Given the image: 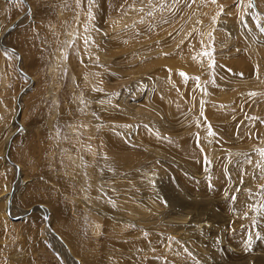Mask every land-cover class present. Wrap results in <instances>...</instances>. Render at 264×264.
<instances>
[{
    "label": "rangeland",
    "instance_id": "1",
    "mask_svg": "<svg viewBox=\"0 0 264 264\" xmlns=\"http://www.w3.org/2000/svg\"><path fill=\"white\" fill-rule=\"evenodd\" d=\"M24 1L0 0V264H264V0Z\"/></svg>",
    "mask_w": 264,
    "mask_h": 264
},
{
    "label": "bare ground",
    "instance_id": "2",
    "mask_svg": "<svg viewBox=\"0 0 264 264\" xmlns=\"http://www.w3.org/2000/svg\"><path fill=\"white\" fill-rule=\"evenodd\" d=\"M24 1V0H23ZM25 2V1H24ZM25 4H26V6H28V3H26L25 2ZM20 17H18L11 25H9L4 31H3V33L1 34V37H0V43H1V46L3 47V48H6V46L4 45V38H5V35H7L9 32H11V30L16 26V23L19 21L18 19H19ZM10 27H12V29L10 30V31H7L8 30V28H10ZM7 49H9V50H12L15 54H17L18 55V52H16V51H14L13 49H10V48H7ZM21 71V70H20ZM22 73H24V72H22ZM22 93V92H21ZM164 94V93H163ZM20 97L18 96V99H17V106H19L20 105V103H19V99ZM168 104H169V102H168ZM171 105V104H170ZM218 107H220V105H218ZM137 108V107H136ZM139 108V107H138ZM226 111V110H225ZM225 111H223V112H220V111H215L216 112V114H220V113H224ZM215 114V113H214ZM225 114V113H224ZM21 123V122H20ZM19 127V126H18ZM13 132V131H12ZM11 135V133L7 136V138L5 139V143H8V144H6L7 146H6V153H5V158H6V160H7V162L8 163H10V162H12V163H14L10 158H9V155H8V152H9V149H10V143H11V140H12V138H13V136H14V134L13 135H11L12 137L10 138L11 140H9L8 141V139H9V136ZM138 135H139V133H138ZM136 138V137H135ZM12 163H10L11 165H12ZM15 165H12L14 168H16V170H18V166H17V164L16 163H14ZM190 170V169H189ZM17 173H21V171L19 170V171H17ZM149 175V174H148ZM17 181L21 178V175H19V174H17ZM178 180H180V179H178ZM150 181V180H149ZM181 181V180H180ZM179 181V184L178 185H180L181 187L180 188H182L181 190H188L187 189V187H185V183L183 182V181H181L180 182ZM155 182V181H154ZM15 183V182H14ZM17 183V182H16ZM18 183H20V180L18 181ZM18 183L16 184V186H14L13 188H14V192H13V194L12 195H10L9 194V196H6L3 200L6 202V211L8 212V214H9V217L11 218V219H13V220H19L20 218H22V217H20V215L19 216H12V212H11V206H12V199H13V195H14V193H15V191H16V187H17V185H18ZM154 184V183H153ZM169 189H170V187H169ZM11 192V191H10ZM179 192V191H178ZM188 192H190V191H188ZM147 202L150 204H153V202H152V200L151 199H149V200H147ZM194 204V203H193ZM150 206V205H149ZM36 207H37V205L36 206H33V207H31V208H29V212H32V211H34L35 209H36ZM43 208H45V207H43ZM195 208V207H194ZM46 209V208H45ZM39 211H41L42 213H43V209H39ZM47 213H45V215H46ZM185 219V218H184ZM46 224L47 225H49V222H48V220L46 221ZM208 226V225H207ZM179 229V228H178ZM248 232V231H247ZM201 233V232H200ZM246 233V232H245ZM250 233V232H249ZM264 233V232H263ZM56 235H51V238H52V240H56L55 241V245H56V250L58 251V253L59 254H61V257H64L66 254V252L69 250V248H68V246L66 245V243L59 237L58 239L55 237ZM263 236H264V234H263ZM221 239V238H220ZM263 239H264V237H263ZM222 241L224 242L225 241V239L224 238H222ZM221 241V242H222ZM239 241V240H238ZM262 241V240H261ZM260 241V242H261ZM255 242V241H254ZM239 244V243H238ZM255 244V243H254ZM61 245V246H60ZM208 245H210V244H208ZM212 245V244H211ZM255 246V245H254ZM263 246V245H262ZM233 247H235V246H233ZM227 248H228V246H227ZM237 248V247H236ZM235 248V249H236ZM261 248V247H260ZM227 251V250H226ZM230 251V250H229ZM68 252H70V250L68 251ZM238 253V252H237ZM70 253H68V256H70L69 255ZM72 256V255H71ZM69 258V257H68ZM64 259L66 260V256L64 257ZM261 263V262H260ZM228 264H232V263H228Z\"/></svg>",
    "mask_w": 264,
    "mask_h": 264
},
{
    "label": "water",
    "instance_id": "3",
    "mask_svg": "<svg viewBox=\"0 0 264 264\" xmlns=\"http://www.w3.org/2000/svg\"><path fill=\"white\" fill-rule=\"evenodd\" d=\"M22 17H23V15H22V16H20V18H19L18 20L22 19ZM11 29H12V27L8 28V30H7V31H10ZM10 163H12V162H10ZM12 165H15V164H14V163H12ZM16 179H17V178H16ZM16 179H15V181H14V182H16ZM13 192H14V188H12V189H11L10 195H12V194H13Z\"/></svg>",
    "mask_w": 264,
    "mask_h": 264
},
{
    "label": "crops",
    "instance_id": "4",
    "mask_svg": "<svg viewBox=\"0 0 264 264\" xmlns=\"http://www.w3.org/2000/svg\"><path fill=\"white\" fill-rule=\"evenodd\" d=\"M20 180V183H21V179H19Z\"/></svg>",
    "mask_w": 264,
    "mask_h": 264
},
{
    "label": "snow or ice",
    "instance_id": "5",
    "mask_svg": "<svg viewBox=\"0 0 264 264\" xmlns=\"http://www.w3.org/2000/svg\"><path fill=\"white\" fill-rule=\"evenodd\" d=\"M251 7V6H250ZM233 199H235V197H233Z\"/></svg>",
    "mask_w": 264,
    "mask_h": 264
}]
</instances>
